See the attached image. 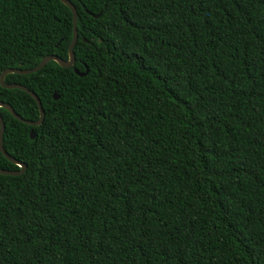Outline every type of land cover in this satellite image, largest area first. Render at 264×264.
Returning <instances> with one entry per match:
<instances>
[{
  "label": "trees",
  "instance_id": "obj_1",
  "mask_svg": "<svg viewBox=\"0 0 264 264\" xmlns=\"http://www.w3.org/2000/svg\"><path fill=\"white\" fill-rule=\"evenodd\" d=\"M70 1L73 66L5 76L44 118L0 107L26 164L0 172V264H264V0ZM72 27L0 0V74L68 59Z\"/></svg>",
  "mask_w": 264,
  "mask_h": 264
},
{
  "label": "water",
  "instance_id": "obj_2",
  "mask_svg": "<svg viewBox=\"0 0 264 264\" xmlns=\"http://www.w3.org/2000/svg\"><path fill=\"white\" fill-rule=\"evenodd\" d=\"M63 3H65L66 5H68L70 7V9H72L73 12V27H72V38L71 41L68 45V59H62L61 57L57 56L56 54H50V55H46L44 56L41 61L39 62V64L35 67L32 68H23V67H19V66H13V67H7L5 69H3V71L0 74V81L2 83L3 86L6 87H19L24 89L26 92H28L29 94L32 95V97L36 100L38 106H39V118L36 120H28V119H24V117H22L19 113H17L14 110V107L12 104H10L7 101H3L0 100V107L3 106L5 107L7 110H9L11 112L12 115H14L16 118L20 119L21 121H24V123L29 124V125H39L41 124V122L43 121L44 118V110H43V105L42 102L40 100V98L38 97V95L31 89H29L27 86H25V84L20 83V82H7L5 80V76L6 74L10 73V72H19V73H25V74H29V73H33V72H37L40 69H42L47 63L48 61H55L58 62L62 67H71L73 66L74 61V51H73V46L74 43L76 42L77 39V20H78V10L75 6V4L70 1V0H61ZM95 16H98L100 14L99 13H93ZM88 70V68H87ZM86 71H80L78 68L75 67V71L81 75L85 74ZM54 97L57 99L59 97V95L57 93L54 94ZM3 128H4V121L2 118V115L0 113V148L2 150V152L12 161L17 162L21 168L20 170H13V169H7V168H3L0 166V172L3 173H12V174H17L20 172L25 171L26 169V164L24 162L19 161L15 156L11 155L4 147L3 143H2V136H3ZM30 138H34V132L30 131Z\"/></svg>",
  "mask_w": 264,
  "mask_h": 264
}]
</instances>
